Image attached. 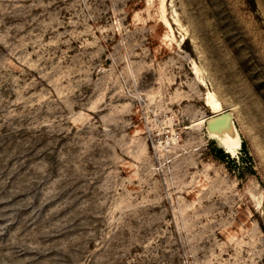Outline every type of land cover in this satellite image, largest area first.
I'll use <instances>...</instances> for the list:
<instances>
[{
	"label": "rangeland",
	"instance_id": "374dc122",
	"mask_svg": "<svg viewBox=\"0 0 264 264\" xmlns=\"http://www.w3.org/2000/svg\"><path fill=\"white\" fill-rule=\"evenodd\" d=\"M0 264H264V0H0Z\"/></svg>",
	"mask_w": 264,
	"mask_h": 264
},
{
	"label": "bare ground",
	"instance_id": "6f19581e",
	"mask_svg": "<svg viewBox=\"0 0 264 264\" xmlns=\"http://www.w3.org/2000/svg\"><path fill=\"white\" fill-rule=\"evenodd\" d=\"M206 104L214 113L221 111L219 103L213 100L211 96L206 98ZM210 135L215 137L228 152H233L239 143L238 133L230 122L215 127L214 130H211Z\"/></svg>",
	"mask_w": 264,
	"mask_h": 264
},
{
	"label": "water",
	"instance_id": "95a60500",
	"mask_svg": "<svg viewBox=\"0 0 264 264\" xmlns=\"http://www.w3.org/2000/svg\"><path fill=\"white\" fill-rule=\"evenodd\" d=\"M231 123L233 125V127L235 128L234 124H233V120H232V113L230 111H222L219 113H213L207 120H206V125H205V129L207 131V133H211V130H214L215 127H218L219 125H224L227 123ZM236 130V129H235ZM237 132V131H236ZM215 138V137H214ZM217 140V139H216ZM219 142V141H218ZM220 143V142H219ZM222 146V145H221ZM223 147V146H222ZM224 148V147H223ZM225 152H228L225 148H224Z\"/></svg>",
	"mask_w": 264,
	"mask_h": 264
},
{
	"label": "trees",
	"instance_id": "16d2710c",
	"mask_svg": "<svg viewBox=\"0 0 264 264\" xmlns=\"http://www.w3.org/2000/svg\"><path fill=\"white\" fill-rule=\"evenodd\" d=\"M252 3H253V0H252ZM241 152H242V154H244L245 156H248V158H250V156L247 154L248 150H247V144H246L245 140H242V142H241ZM216 154H217L216 156H219L221 158H223L225 155L221 148L218 149V152Z\"/></svg>",
	"mask_w": 264,
	"mask_h": 264
}]
</instances>
